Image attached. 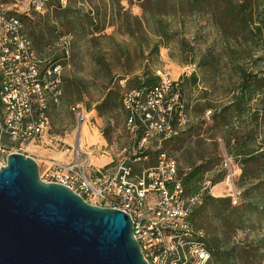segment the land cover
<instances>
[{"label": "trees", "instance_id": "obj_1", "mask_svg": "<svg viewBox=\"0 0 264 264\" xmlns=\"http://www.w3.org/2000/svg\"><path fill=\"white\" fill-rule=\"evenodd\" d=\"M65 1L68 5L63 8L64 17L73 18L67 34L88 39V43L93 47H96L102 40L110 41L117 51H114L117 54L116 62L121 66V75L118 81L113 79L114 75L105 61V54L97 59L102 68L100 72L103 73L102 77L106 79V82L102 85L101 100L96 103L94 110L98 117L103 118L122 108L126 120L127 115L123 109L120 95V81H124V88L129 92L148 91L160 83V77L152 74L148 69H143L140 76L131 75L133 73L131 68L125 66L130 56L128 50L119 43H114V37L104 33L106 28L114 27L119 33L135 39L137 41L135 50H139L140 55L143 56L145 46V50L148 52L147 56H158L161 48H170L175 35L172 30L173 22L177 21L179 27L182 28L185 17L198 20L201 18V14L207 15L216 33L215 41L198 54L189 43H186L185 49L181 47V53L184 54L187 64L196 61L195 66L203 77L224 79L222 92L227 95L228 102L214 107L210 100L211 92L208 90L200 92L201 96L197 104L201 106L202 110H213L210 117L211 123L206 125L204 133L207 136L206 139L212 142L214 153L211 155L207 149L202 148V144L197 143L200 149L193 147L191 149L187 144V153L183 151L185 153L182 156L187 159L188 165L185 170H182L177 164V178L188 197L200 193L202 185L207 179L213 186L221 182L225 176L224 170H217V174L212 177L209 174L220 162V158L216 157V151L218 142L222 144L227 157L233 160L241 171L238 180L242 190V196L239 198L241 201L239 205L232 206L229 198L215 199L209 193H204L201 202L190 214L189 221L195 227L193 224L194 214L204 205H209L213 218L223 224L221 237L204 238L206 250L210 255V264H256V258L264 256V227L258 224L261 219H264V69L255 67L254 70L248 71L242 67L241 63L252 59L254 52L258 49L264 51V0L128 1L129 5H132L131 1L135 2L141 10L140 16L132 15L129 10H125L120 5L121 0H107V2L104 0ZM44 3L47 5L55 3L58 8H61L60 3L63 1L46 0ZM71 3L107 4L102 8L101 19L98 18L100 8L98 5H94L96 6L94 15H86L85 22H81L79 21V18L82 17L80 8L75 4L71 9ZM17 19L20 21L19 18ZM23 31L37 54L40 55L54 48L55 45L35 48L25 33L24 27ZM138 35L143 37V41L139 39ZM218 43L220 44L218 45ZM63 57L64 53L57 55V58ZM220 67L223 69L221 70ZM93 77V80L97 81L98 73L96 71L93 73ZM198 81L200 78L195 73L188 78L182 77V83L192 84L194 87L197 86ZM63 82L67 88L72 87L75 83L68 78L63 79ZM181 90V86L177 83V88L173 89L172 93L178 91V94L181 95ZM77 92L79 91L76 90ZM67 95L71 100L70 96L75 94L67 92ZM90 109V106L86 107L87 111ZM175 109L179 112L178 107ZM171 115L173 126H176L178 114L172 110ZM199 123L201 121L189 127L187 131L163 142L160 151L147 150L138 153L140 157L147 156L148 160L134 164L133 172L140 165L144 169L154 166L159 152L171 157L170 151L165 149L163 144L166 142L174 144L177 148H173V152L179 151L184 141V139L180 141V137L188 138L194 129L200 130ZM196 136L199 134L197 133ZM192 153L197 155L195 160L192 158ZM238 233L247 234V237L251 235L252 244L246 247L229 248V242Z\"/></svg>", "mask_w": 264, "mask_h": 264}, {"label": "built area", "instance_id": "obj_2", "mask_svg": "<svg viewBox=\"0 0 264 264\" xmlns=\"http://www.w3.org/2000/svg\"><path fill=\"white\" fill-rule=\"evenodd\" d=\"M36 3L43 7L41 1ZM60 53L63 58H57ZM67 59L68 52L55 47L37 54L22 23L0 14V153L5 157L27 156L28 145L43 143L49 128L48 106L60 102L61 62ZM159 76L160 83L153 89L124 95L125 126L133 144L112 168L94 169L91 176V155L78 144L63 148L60 159H47L39 168V179L70 189L92 206L126 214L147 264H210L204 236L189 221L203 194L212 192L210 180H205L200 193L186 196L175 159L163 152L157 154L154 166L138 174L132 170L134 164L148 160L138 153L160 151L162 143L177 136L184 125L178 91L172 93L177 83ZM174 105L179 108L176 126L171 115ZM70 112L79 124L84 122L77 107ZM238 202L234 192L231 203Z\"/></svg>", "mask_w": 264, "mask_h": 264}, {"label": "rangeland", "instance_id": "obj_3", "mask_svg": "<svg viewBox=\"0 0 264 264\" xmlns=\"http://www.w3.org/2000/svg\"><path fill=\"white\" fill-rule=\"evenodd\" d=\"M37 1L38 0H16L14 3H0V14L7 17L19 18L22 22L25 33L31 39L35 48L44 45H55L54 47L56 50L60 48L68 52V59L61 62L62 68H64L62 71V95L60 103L57 106L51 104L48 106L47 114L49 118V128L47 134L43 139V143L28 145L25 151L26 153L37 155L39 168L42 170L45 166V160L49 159L48 157L50 155L58 154L59 157L55 159H60L63 148L68 146L75 147L76 144L74 141L78 130L83 125H87L95 133V135H93L95 138V144H91L90 141L87 142V138H85L86 136L84 137V148L86 147V151L91 155V161L93 160L97 162L92 165L94 167H102L109 161L108 165L101 169L104 171V169L112 168L116 159L127 153L133 144L125 126V114L121 108L120 111L115 110L112 113L105 115L106 117H98V119L95 120L86 117L87 115L84 111H86L87 106L95 107L96 103L101 100L102 85L106 82V79L102 77L103 73L100 72L102 68L97 59L103 57L102 54H105V61L110 66L112 75H114L113 79L118 81L120 78L121 66L116 62L117 54L115 52L117 51L110 41L102 40L96 47H93V45L88 43V39H82L67 34L73 18L70 16L66 18L64 17L65 13L63 12V8L68 5L65 0H62L63 3H60L61 8H58L55 3L47 5V3H44L46 0H39L43 2V7L40 8L36 3ZM104 1L107 2V0ZM128 1L130 0H121L120 5L125 10H129L132 15L140 16L141 10L137 7L135 2L131 1L132 5H129ZM75 4L80 8V13L82 15V17L79 18V21L85 22L86 15L93 16L96 12V6L94 5H98V8H100V15L98 18L101 19L102 8L107 3H96L92 5L71 3V9L74 8L73 6ZM200 16L201 18L198 20L192 19L191 17H185L184 26L182 28L179 27L177 21L173 22L172 30L175 32V35L170 44V48H161L158 56H147L148 52L145 50V46L143 56L140 55V51L135 50L137 41L119 33L114 27H108L104 32L106 35H112L114 37V43H119L122 47L128 50L130 56L125 66L131 68L133 72L131 75L140 76L143 69H148L152 74H155L158 77H160L159 74L161 76H166L171 79V81L178 83L181 86L182 96L179 94L178 104L184 106L181 113L184 125L181 127L180 133L187 131L189 127L195 125L198 121H201V123L198 124L201 125V128H199L200 130L197 128L194 129L188 138H185V136L180 137V141H183V139L184 141L182 142L183 146L179 151L173 152V148H177L174 144L167 142L166 144H163L165 145V149L170 151V156L176 160L178 166L181 167L182 170H185L188 165L187 159L182 156L183 153H187V144H189L191 149H200L197 146V143L202 144L203 149H207L211 155L214 153L212 147L213 144L206 139L207 136L204 133L206 125L211 123L210 117L213 110H202L201 106L197 104V101H199L201 96L200 92L204 90L211 92L210 100L213 102L214 107L228 102L227 95L225 92H222L224 79L213 78L210 76L203 77L195 66L196 61L187 64L184 60V54L181 53V47L185 49L186 43H189L198 54L204 49L210 47L215 41L216 33L207 15L201 14ZM138 37L140 40L143 39L140 35H138ZM219 44L220 43H218V45ZM262 58H264V51L258 49L254 52L252 59H247L245 62H242L241 65L248 71L254 70L255 67L256 69H264V60H261ZM220 64L222 65V63ZM220 69L222 70L223 68L220 67ZM95 71L98 73L97 81L93 80V73ZM193 73L197 74L200 78L196 87L192 84L187 85L182 83V77L188 78ZM65 78L74 81V85L67 88L63 82V79ZM119 85L121 87L120 95L122 101L124 95L129 93V90L124 88V81H120ZM76 90L79 91L77 92L78 94L76 93ZM67 92L75 94L70 96L71 100H69ZM168 98H172V96L169 95ZM72 107H77L78 111L85 116L83 123L79 124L76 121L74 115L70 112V108ZM175 107L176 105H174L173 108L174 113L178 114ZM208 112H210V114L207 119L206 115ZM197 133L199 136H196ZM38 152L41 154H37ZM196 157L197 155L193 154V160H195ZM216 157L218 159L220 158V162L216 164L215 169H212L209 176L212 177L213 175H216L217 170H224L225 176L221 182L214 186L210 196L215 199H231L232 194L236 192L240 198L242 196V190L238 182L241 172L239 166L227 157L222 144L219 142ZM5 161L6 157L0 153V166H4ZM138 167L139 168L135 170L136 174L144 170L143 166L140 165ZM101 169L100 171L102 172ZM88 173L93 176V167L88 169ZM229 176H232V180L230 178L227 183V177ZM240 201L241 199L237 205H239ZM193 222L195 226L194 228L201 232L204 238L207 239L213 236L221 237L223 224L213 218L209 205H204L202 209L194 214ZM258 224H260L261 227H264V219H261ZM251 237V235H248L247 237V234L238 233V235L229 242V248L249 246L252 244ZM256 264H264V256L256 258Z\"/></svg>", "mask_w": 264, "mask_h": 264}, {"label": "water", "instance_id": "obj_4", "mask_svg": "<svg viewBox=\"0 0 264 264\" xmlns=\"http://www.w3.org/2000/svg\"><path fill=\"white\" fill-rule=\"evenodd\" d=\"M0 264H147L129 217L44 183L31 157L0 166Z\"/></svg>", "mask_w": 264, "mask_h": 264}, {"label": "crops", "instance_id": "obj_5", "mask_svg": "<svg viewBox=\"0 0 264 264\" xmlns=\"http://www.w3.org/2000/svg\"><path fill=\"white\" fill-rule=\"evenodd\" d=\"M14 1H16V0H0V3H14ZM84 113L87 115L86 117H88V118H91V119H95V120H97L98 119V115H97V112L94 110V107H91V109L90 110H86V111H84ZM91 131V132H90ZM91 133V134H90ZM93 135H95V133H94V131L92 130V129H90L87 125H83L82 127H80V129L78 130V133H77V135L75 136V141H74V143L76 144V145H80L81 147H83V149L86 151V147L84 148V143H85V138H87V142L88 141H90V143L91 144H95V138H94V136ZM86 136V137H85ZM85 137V138H84ZM102 146V145H101ZM27 154V156L28 157H31V158H33L37 163H38V157H37V155H35V154H32V153H26ZM37 154H41V153H37ZM50 155V154H49ZM38 156H42V155H38ZM57 156V157H56ZM59 156H58V154L57 155H50L48 158L49 159H55V158H58ZM47 160V159H46ZM45 160V161H46ZM96 161H91V165L92 164H94ZM97 163V162H96ZM108 163H109V161L105 164V165H103L102 167H94L93 165H92V167H93V169H101V168H104V166H106V165H108Z\"/></svg>", "mask_w": 264, "mask_h": 264}, {"label": "bare ground", "instance_id": "obj_6", "mask_svg": "<svg viewBox=\"0 0 264 264\" xmlns=\"http://www.w3.org/2000/svg\"><path fill=\"white\" fill-rule=\"evenodd\" d=\"M214 188V187H213Z\"/></svg>", "mask_w": 264, "mask_h": 264}]
</instances>
